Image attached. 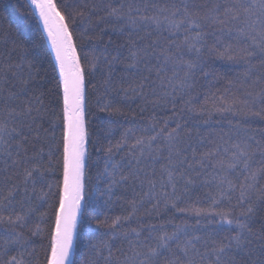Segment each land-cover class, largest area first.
Returning a JSON list of instances; mask_svg holds the SVG:
<instances>
[{
    "label": "snow or ice",
    "instance_id": "snow-or-ice-1",
    "mask_svg": "<svg viewBox=\"0 0 264 264\" xmlns=\"http://www.w3.org/2000/svg\"><path fill=\"white\" fill-rule=\"evenodd\" d=\"M31 3L55 57L59 113L45 105V92L29 95L28 86L34 82L31 71L17 91L10 83L17 73L0 69V172L16 169L17 179L22 172L24 187L19 210L14 204L19 183L0 193V225L12 229L0 247V264H34L36 260L34 250L28 249L23 233L16 229L26 228L35 212L32 207L25 209V204L31 199L29 187L34 193L37 183L47 185L40 200L41 206L47 203L51 209L50 214H42L52 220L46 264H72L77 224L87 211L85 169L91 133L85 121L86 88L96 87L97 73H101L99 83L104 94L111 95L115 90L114 65L122 62L129 83L116 91L123 92L126 99H141V115L151 108L150 122L139 129H126L116 145L107 134L95 141L97 152L104 155L103 169L97 173V179L106 183L101 197L110 198L114 188L127 185L133 198L128 201V214L110 223L108 217L100 218L103 211L92 210L89 219L114 233L111 243L105 244L107 256L97 253L95 245L92 251L104 264H264V128L260 138L249 134L248 127L242 135L238 131L221 133L219 143L198 151L183 116L185 110L206 112L208 116L215 112L230 114L238 125H264V0H166L163 4L155 0H77L74 6L67 0L60 4L56 0ZM97 13H103L100 21H112L109 26L113 33L125 38L115 55L90 56L77 51L74 31L78 20H90ZM79 35L83 47L84 32ZM210 56L241 65L244 71L235 82L228 81L229 87L221 95L206 92L204 104L197 109L198 74L204 78L211 75L205 71ZM11 67L9 64L8 69ZM130 92L135 96L130 97ZM180 102L182 109L177 107ZM169 104L171 116L161 123L155 110ZM99 111L121 110L109 101ZM57 115L58 121L50 119ZM45 123L48 128H44ZM57 124L61 128L59 139ZM137 130L143 134L137 137ZM197 135L196 145H201L204 137ZM129 137L134 144L125 156L115 160L114 155L128 146ZM48 176L58 178L49 181ZM11 180L6 176V183ZM197 185L208 191L203 199L198 197L187 204L190 190ZM201 203L208 207L197 206ZM173 209L194 215L197 225L203 219L213 227L200 234L186 222L173 225L172 231L165 224H142L119 232L125 223L160 217L162 211ZM33 234L43 233L37 228ZM117 240L122 246L114 255Z\"/></svg>",
    "mask_w": 264,
    "mask_h": 264
},
{
    "label": "trees",
    "instance_id": "trees-1",
    "mask_svg": "<svg viewBox=\"0 0 264 264\" xmlns=\"http://www.w3.org/2000/svg\"><path fill=\"white\" fill-rule=\"evenodd\" d=\"M57 4L61 3V0H56ZM77 0H67L69 5H75ZM84 2V0H80ZM91 3V0H87ZM105 3L108 0H104ZM160 4L166 2V0H155ZM103 13H97L89 20H78V27L74 31V40L77 44L78 52H87L90 56H100L107 54L109 56L115 55L117 49L123 44L124 37H120L112 32L109 26L112 21L105 19L100 21V16ZM101 29H105L102 33ZM86 30V31H84ZM84 32V43L81 47V37L79 33ZM111 38L112 43H109ZM209 44L213 43V40L209 38ZM126 55V50L121 49ZM123 60V58H122ZM11 64V69H8V65ZM32 65L31 69L29 65ZM19 65L20 67H16ZM55 66V58L52 53L51 46L46 40L44 31L42 30L40 20L37 17L35 10L32 7L31 0H0V69L9 70L10 73H17L14 79H10V83L15 85V90H19L23 87V81L28 79L29 72L31 71L34 82L28 86L29 95H33L38 92H45V105L49 108H59L56 104L55 95V79L56 73L53 72ZM105 72L106 66H103ZM205 71L211 73L207 78L199 77L197 81L196 93H199V102L196 103V108L199 109L201 104H204L205 93L211 96V93H216L217 96L221 95L225 88L229 87L228 81H236L238 76L244 71L241 65L233 64L226 60L217 59L215 56H210L206 61ZM102 79L101 73H97L96 87L86 88V113L85 121L88 131L91 133L90 143L88 144L89 160L88 166L85 169V208L86 213L79 218L77 224V235L75 239V245L73 248V255L71 258L72 264H104V260L101 256L92 251V245H95L97 253L102 252L103 256H107V250L105 244L111 243L113 238V231L106 226H99L93 220L89 219V215L93 214L92 210L103 211L104 216L111 219L117 216H126L130 211L128 201L133 198V193L130 186H117L113 189V195L109 198L107 195L101 197L100 193L106 187V183L97 179V173L103 169L104 155L97 152L99 145L95 143L98 137L105 134L109 136L112 145H116L121 141L122 134L126 129L135 128L147 125L149 121V112L143 115L139 112V107L143 106V101L139 98L126 99L123 92L116 91L123 84L124 87L128 86L129 78L123 72V62L114 65L113 72V88L115 89L111 95H105L104 89L100 85L99 81ZM211 81V84L208 83ZM196 93H193L194 95ZM129 96H135V93H129ZM186 98V97H185ZM111 102L113 108H119L120 112H100L99 107L105 102ZM179 109L184 107L183 103L177 104ZM207 107H212L211 101H209ZM171 104L166 108H157L155 110L156 118L161 123L163 120L168 119L171 116ZM133 113H136L134 116ZM186 120L187 128L192 130V142L193 146L198 147V151H206L214 143H219V136L221 133H234L244 134V128L248 127L249 134H255L258 138L261 136V129L264 125L257 123L252 124L250 127L244 125L241 122L237 124V119L230 114L213 113L208 116L207 113L201 114L199 111L188 113L186 110L183 113ZM53 120H59V115L50 117ZM231 122V123H229ZM170 126H174L170 122ZM48 123L44 124V128H48ZM111 130V131H109ZM56 137L60 138L61 128L59 124L56 127ZM139 130L135 135L138 137L142 135ZM204 137L201 145H196L198 135ZM43 136L44 133H41ZM227 139V137H225ZM128 146L124 148L122 152L114 155L115 160L119 161L122 156H125L129 149L134 144L132 137L128 138ZM40 145L37 144V147ZM104 146L107 147V141H104ZM138 151V149H136ZM0 168H3V163L0 162ZM16 169H9L8 172H0V193H6L8 188L12 185L19 183L16 200L14 204H17V210H19L18 202L24 198L23 187V173H20L19 179L16 176ZM11 176L10 183L5 182L6 176ZM58 178V177H55ZM54 177L48 176L47 180L51 181ZM42 189L47 190L46 184H36V190L33 193L31 187H29L30 203L25 204V209L32 207L35 212L31 214L27 221L26 228H17V232L23 233V239L27 243L28 249L34 250L36 260L34 264H46L45 253L48 245L47 234L51 227L52 220L49 216L42 217L43 213H51L49 204L45 203L41 206L40 197L42 195ZM127 189V190H125ZM139 191V187L136 189ZM207 188L197 185L190 190L189 198L186 203L191 204L197 200V198L203 199ZM110 199V202H108ZM185 207V204L179 205ZM199 207H208L206 203L197 205ZM141 214L144 209H141ZM197 217L190 214L179 213L174 209L168 212L161 213L160 217L153 216L151 219L145 217L143 220L131 223H125L124 227L119 230L120 233L127 231L131 228H139L142 224H152L159 226L161 224L167 225V230L172 231L173 225H183L185 222L191 229H199L200 234H204L211 230L212 224L201 219L200 224L196 223ZM259 222L256 224V229H259ZM37 228L41 230L43 234H33L37 232ZM255 230V229H254ZM12 231L7 225H0V247H4V240L7 238L6 233ZM121 242L116 241L113 247L114 255H118V249L121 247ZM126 247V245H124Z\"/></svg>",
    "mask_w": 264,
    "mask_h": 264
},
{
    "label": "water",
    "instance_id": "water-1",
    "mask_svg": "<svg viewBox=\"0 0 264 264\" xmlns=\"http://www.w3.org/2000/svg\"><path fill=\"white\" fill-rule=\"evenodd\" d=\"M32 7H33V9L35 10L38 19L40 20V24H41L42 30H44V28H43V22L41 21V19H40V17H39V13H38L37 9L35 8L34 5H32ZM44 33H45V32H44ZM45 37H46V40H48L46 33H45ZM48 43H49V41H48ZM49 45H50V43H49ZM50 46H51V45H50ZM51 50H52V49H51ZM54 58H55V57H54ZM72 255H73V253H72ZM71 258H72V256H71Z\"/></svg>",
    "mask_w": 264,
    "mask_h": 264
},
{
    "label": "bare ground",
    "instance_id": "bare-ground-1",
    "mask_svg": "<svg viewBox=\"0 0 264 264\" xmlns=\"http://www.w3.org/2000/svg\"><path fill=\"white\" fill-rule=\"evenodd\" d=\"M44 31V30H43ZM45 34V33H44Z\"/></svg>",
    "mask_w": 264,
    "mask_h": 264
}]
</instances>
